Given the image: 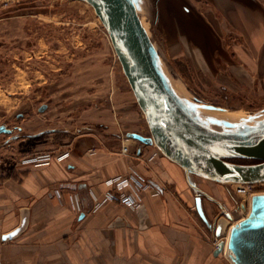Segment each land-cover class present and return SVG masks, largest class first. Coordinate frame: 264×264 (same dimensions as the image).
<instances>
[{
    "label": "rangeland",
    "instance_id": "rangeland-1",
    "mask_svg": "<svg viewBox=\"0 0 264 264\" xmlns=\"http://www.w3.org/2000/svg\"><path fill=\"white\" fill-rule=\"evenodd\" d=\"M197 3L145 0L140 12L173 87L183 97L227 110L209 112L224 119L229 114L245 117L264 111V51L237 48L234 43L243 39L237 31L210 28L206 18L213 14L209 10L201 15L199 7L206 9ZM193 40L200 41L203 50ZM247 59L256 61L249 64ZM2 125L11 130L0 134V172L5 173L19 164L30 165L26 160L31 157L71 155L83 137L96 134L125 141L127 133L150 136L107 32L88 3L0 0ZM195 181L236 219L227 225L224 237L216 238L198 217L213 237L214 248L217 240L227 241L233 224L249 215L253 194H264V183L249 185L253 194L248 198L236 193L238 184L199 177ZM204 200L212 218L221 214L216 202ZM188 202L196 215L190 189Z\"/></svg>",
    "mask_w": 264,
    "mask_h": 264
},
{
    "label": "crops",
    "instance_id": "crops-1",
    "mask_svg": "<svg viewBox=\"0 0 264 264\" xmlns=\"http://www.w3.org/2000/svg\"><path fill=\"white\" fill-rule=\"evenodd\" d=\"M197 4L206 9L199 7L201 15L213 14L206 18L210 28L237 31L243 38L237 48L264 51V0ZM191 42L203 50L200 41ZM122 145L132 153H121ZM132 171L154 186L141 207L107 202L92 211L91 191L100 195L110 179ZM188 190L181 169L155 147L83 137L65 161L0 172V237L25 224L12 240H0V264H234L226 252L214 255L213 237L190 211Z\"/></svg>",
    "mask_w": 264,
    "mask_h": 264
},
{
    "label": "water",
    "instance_id": "water-1",
    "mask_svg": "<svg viewBox=\"0 0 264 264\" xmlns=\"http://www.w3.org/2000/svg\"><path fill=\"white\" fill-rule=\"evenodd\" d=\"M81 1L88 3L101 20L148 124L150 136L132 132L127 138L155 147L181 169L188 189L194 193L199 219L216 238L224 237L227 225L235 218L201 190L195 177L220 184L264 183V111L239 121L203 115L204 111L223 109L183 97L174 90L141 19L145 0ZM2 133L11 130L2 125ZM204 197L216 202L221 214L212 218ZM24 226L2 235L0 240H12ZM227 238V245L223 240L219 242L215 256L226 252L234 264H264V194L252 197L249 215L229 228Z\"/></svg>",
    "mask_w": 264,
    "mask_h": 264
},
{
    "label": "built area",
    "instance_id": "built-area-1",
    "mask_svg": "<svg viewBox=\"0 0 264 264\" xmlns=\"http://www.w3.org/2000/svg\"><path fill=\"white\" fill-rule=\"evenodd\" d=\"M121 153L127 155L132 152L128 145H122ZM69 156L70 154L68 152L56 156L44 154L31 157L26 160V163L35 164L36 166L49 165L54 159L62 162L69 158ZM156 156L157 152L152 153L147 158V161H152ZM107 187V191L100 195L96 194L94 191H91L90 197L92 199V211H98L107 202H117L132 209H138L142 205L144 195L154 189L153 184L146 177L138 174L135 171L110 179L107 183ZM235 191L239 195L248 198L251 194H253L251 193L250 186L248 184L236 185ZM57 196L60 198L59 193H57ZM72 198L75 203L79 202V197L77 195H73ZM219 242L220 240L216 241L215 250L218 248Z\"/></svg>",
    "mask_w": 264,
    "mask_h": 264
},
{
    "label": "bare ground",
    "instance_id": "bare-ground-1",
    "mask_svg": "<svg viewBox=\"0 0 264 264\" xmlns=\"http://www.w3.org/2000/svg\"><path fill=\"white\" fill-rule=\"evenodd\" d=\"M174 88V87H173ZM174 90H175V88H174ZM176 91V90H175ZM177 92V91H176ZM178 93V92H177ZM179 94V93H178ZM180 95V94H179ZM209 112H213V113H220V114H226V113H228V111L227 110H214V111H204L203 112V115H205V116H212V117H215V118H220V119H224L223 117H221V116H215V115H212L211 113H209ZM242 117L241 116H238V115H234V114H229V115H227L226 116V119L227 120H230V121H239L240 119H241ZM255 195V194H254ZM252 196V195H251ZM250 196V197H251ZM232 215V214H231ZM233 216V215H232ZM234 220H236V219H234ZM233 220V221H234ZM228 239V238H227ZM226 239V240H227ZM226 245H227V241H226ZM225 250H226V247H225Z\"/></svg>",
    "mask_w": 264,
    "mask_h": 264
},
{
    "label": "flooded vegetation",
    "instance_id": "flooded-vegetation-1",
    "mask_svg": "<svg viewBox=\"0 0 264 264\" xmlns=\"http://www.w3.org/2000/svg\"><path fill=\"white\" fill-rule=\"evenodd\" d=\"M264 193V192H263ZM254 195V194H253ZM256 195V194H255Z\"/></svg>",
    "mask_w": 264,
    "mask_h": 264
}]
</instances>
